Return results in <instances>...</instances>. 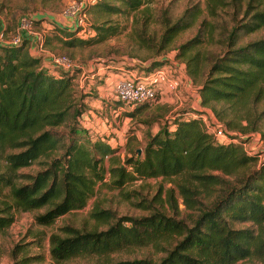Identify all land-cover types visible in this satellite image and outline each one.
Returning a JSON list of instances; mask_svg holds the SVG:
<instances>
[{
  "label": "trees",
  "instance_id": "obj_1",
  "mask_svg": "<svg viewBox=\"0 0 264 264\" xmlns=\"http://www.w3.org/2000/svg\"><path fill=\"white\" fill-rule=\"evenodd\" d=\"M99 1L92 4L115 12L133 11L146 0H117V5ZM203 6L212 17L230 9L229 24L202 17L195 34L176 46L174 57L183 58L191 78L201 79L196 88L199 105L223 120L235 141H222L209 133L202 123V109H181L158 132L148 135L141 155L119 160L113 154L115 147L82 123L88 106L83 100L86 93L76 86L80 68L45 65L42 57L29 52L27 39L0 44V230L13 221L15 211L42 208L33 214L34 222L52 223L59 215L83 207L98 181L120 189L136 179L179 176L175 187L181 203L193 210L189 223L173 214L177 204L171 187L164 189L174 209L171 214L152 208L144 215H117L94 204L88 215L103 227L59 226L48 234L50 258L59 262L74 256L101 257L95 264H236L251 254H264V159L243 149L252 133L264 142L260 125L264 106L260 110L256 106L264 97V37L237 43L241 33L264 28V0H203ZM199 10L198 4H192L173 21L164 18L159 48L188 27ZM93 28L88 37L59 29L66 33L63 42L68 45L100 41L118 32L112 25ZM215 28L219 30L216 39ZM139 36L144 38L143 33ZM203 40L217 48L189 52ZM166 60L174 62L159 58L140 65L139 70ZM106 156L107 167L102 163ZM35 161L39 169L20 170ZM160 190L161 186L154 200H160ZM214 190L219 192L204 205L199 193ZM233 222L249 224L235 227ZM145 245L161 255L107 260L110 253ZM22 246L13 245L9 264L39 258L27 253L19 256Z\"/></svg>",
  "mask_w": 264,
  "mask_h": 264
},
{
  "label": "rangeland",
  "instance_id": "obj_2",
  "mask_svg": "<svg viewBox=\"0 0 264 264\" xmlns=\"http://www.w3.org/2000/svg\"><path fill=\"white\" fill-rule=\"evenodd\" d=\"M83 6L85 17L84 28L78 29L72 22V15H65L64 11L72 2ZM85 0H0V25L6 39L16 32L18 19L21 16L34 18L33 30L41 31V46L44 53H60L67 55L81 72L76 76V86L80 92L86 93L83 100L88 108L82 114V123L90 129L91 133L106 139L115 147L113 154L122 160L125 155L140 154L143 150L148 135L158 132L163 125L172 120L181 109H190L196 106L195 90L199 86L200 78H191L185 70L183 58L174 57L176 46L183 40L193 36L202 17L209 22H224L229 24L230 9L219 10L214 17L206 13L203 0H146L137 9L126 11H104L101 4L85 3ZM117 5V0H100ZM99 1V2H100ZM98 3V2H97ZM192 4H198L199 11L196 19L186 28L176 32L164 47L159 48L158 39L162 31L164 18L173 21L182 10ZM123 8V6H121ZM112 25L118 27V32L92 43L65 44L67 38L64 30H76V37H88L94 33L93 25ZM60 28V29H59ZM218 28L213 30L214 38L217 37ZM143 33L144 38L139 36ZM29 36V35H28ZM31 39V36H29ZM264 37V28L252 32L241 33L237 43ZM22 41V40H21ZM20 41V42H21ZM214 42L203 40L190 49L199 52L216 49ZM26 47L28 43L26 41ZM167 58L176 63L165 61L164 66L174 71L180 84L175 92L165 88L160 89L153 100L138 105H130L121 102L115 97L114 82L121 76L126 75L128 70H139L140 65H147L159 59ZM44 64L45 60L41 58ZM216 104V106H218ZM260 110L264 106V97L256 105ZM196 109V108H195ZM202 114H213L208 108L202 109ZM215 118V117H214ZM227 129L223 120L215 118ZM203 123V122H202ZM261 128L264 129V115L261 118ZM243 136V135H242ZM256 140V142H254ZM257 133L249 135L244 146L258 152V158L264 159V142ZM105 167L109 160L104 157L102 161ZM38 162L21 167L22 171L33 172L39 169ZM106 178V177H105ZM225 178H230L225 176ZM107 180V179H106ZM105 180V181H106ZM175 181H181L179 176L170 179L147 177L127 182L122 188H109L107 185L96 182L93 194L87 199L81 208L70 210L56 217L52 223L41 225L34 222L33 214L40 212L42 208L30 211H15L13 221L0 230V264H9L12 261L10 250L13 245H23L18 251L21 256L27 253L30 256L37 255L39 258L31 260L28 264H95L101 257L74 256L59 262L50 258L48 253V234L58 231V227L69 224L80 229H89L96 223L89 217L88 212L94 204L102 208H110L117 215H144L150 209L158 208L167 214L173 213L165 199L164 189L173 188L176 198L177 212L173 213L177 218H182L189 223L188 215L192 209L184 208L181 197L177 193ZM160 190V200H154L153 196ZM216 189L218 186H214ZM214 188V189H215ZM218 190L205 194L199 193L204 205H208L215 197ZM147 205V206H144ZM248 222H233L235 227L248 225ZM97 229L103 225H97ZM264 236V225L263 232ZM36 240L39 244H36ZM161 252L155 251L150 245L132 246L118 252L110 253L107 260L132 257H150L157 259ZM18 256V257H19ZM236 264H264V254H251L239 259Z\"/></svg>",
  "mask_w": 264,
  "mask_h": 264
},
{
  "label": "built area",
  "instance_id": "obj_3",
  "mask_svg": "<svg viewBox=\"0 0 264 264\" xmlns=\"http://www.w3.org/2000/svg\"><path fill=\"white\" fill-rule=\"evenodd\" d=\"M97 0H85V3H94ZM84 6V5H83ZM81 1L76 3L72 1L68 8L64 11L65 15H72L71 19L75 27L78 29L84 28V13ZM34 18L21 16L18 19V26L16 32L10 36L8 39L5 38L3 32L0 30V44H11L15 45L20 43L22 39L29 40L31 36L33 42V55L47 57V63L54 67L68 70L73 67H78L67 55L60 53H44L41 46V31L33 30ZM29 35V36H28ZM173 64L176 65L175 62ZM166 66V65H165ZM164 64L160 66L153 67L147 71L140 70H128L126 75L119 77L114 82L113 91L115 97L122 102L129 103L130 105H136L139 103L147 102L153 100L160 89L165 88L171 92H175L180 84V80L175 72L170 69H166ZM81 72V70H80ZM201 119L205 129L211 133L214 137L226 141L233 140L235 138L229 137V133H226L224 126L216 120L214 117L209 116V114H201ZM256 142V140H254ZM258 143L262 144V142ZM243 149L246 153L257 152L252 150L250 147L244 146ZM258 153V152H257Z\"/></svg>",
  "mask_w": 264,
  "mask_h": 264
},
{
  "label": "crops",
  "instance_id": "obj_4",
  "mask_svg": "<svg viewBox=\"0 0 264 264\" xmlns=\"http://www.w3.org/2000/svg\"><path fill=\"white\" fill-rule=\"evenodd\" d=\"M2 25V24H1ZM0 25V30L2 31V29H3V27ZM4 30V29H3ZM27 43H28V50H29V52L33 55V47H34V45H33V42H32V40H27ZM43 60H45L46 61V63H47V57L46 56H43ZM45 65H48V66H52V65H49V64H45ZM54 67V66H53ZM136 70V69H135ZM195 95H196V106H194V108H196V109H205V107H202V106H200L199 105V103H198V94H197V91L195 90Z\"/></svg>",
  "mask_w": 264,
  "mask_h": 264
}]
</instances>
